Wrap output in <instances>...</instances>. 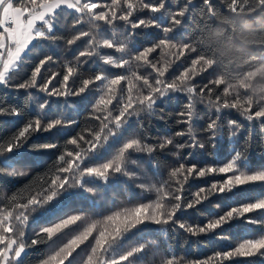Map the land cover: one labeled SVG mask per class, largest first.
I'll list each match as a JSON object with an SVG mask.
<instances>
[{
  "label": "trees",
  "instance_id": "16d2710c",
  "mask_svg": "<svg viewBox=\"0 0 264 264\" xmlns=\"http://www.w3.org/2000/svg\"><path fill=\"white\" fill-rule=\"evenodd\" d=\"M99 2L111 3V0H99ZM144 2L159 4L161 0H144ZM164 2L163 13L153 14L148 9H144L134 14L133 20L137 18L155 19L161 15L164 16V19L158 20L159 27L136 29L129 42L130 51L135 53L138 49L156 44L161 39H169L177 45L187 43L195 51H185L178 59L166 57L172 59L173 63L164 79L171 81L182 72L192 69L196 74L191 83L196 86L198 93L203 89L206 97L213 100L217 97L224 98V89L228 83L218 86L210 83L220 78V69L215 65L205 67L203 62L197 64L193 69V61L200 56L208 58L207 52L211 50L204 48V44L211 38L213 29L227 27L221 22L228 17H236L237 23L241 18L250 17L254 27L264 26V6H259L256 0H247V3L245 0H236V10H231L230 0H164ZM100 10L97 9V11ZM181 10L185 12L183 17H177L181 19V24L174 26L170 33H165L163 29L170 26L169 17ZM57 11L59 15L54 27V34L62 39H58L55 43L42 41L26 56L23 71H19L10 81V86L0 84V106L14 108L22 112L19 117L0 115V144L8 141L28 120L38 118L44 113L49 116L56 113L63 118L75 120L77 123L70 130L53 129L49 132L36 133L27 141L24 148L18 150V155L22 154L21 160L16 158L17 153H6L0 156V168L4 169V172L0 173V209L8 204V200L14 194L22 193L26 198L29 194H34L42 187H46L47 182L56 174V168L62 166L57 163L58 157L73 147L67 145L66 141L72 136H76L77 133H82L87 137L89 130H98L100 122L95 119V116H103V113H97L94 110L95 100L100 94L95 89L99 88L103 82H96L92 86L94 90L88 94L87 99L76 96L49 98L37 90H31L32 95L29 96L28 91L17 90L12 85L26 80L31 70L46 55L53 56L55 62L46 65L45 68L48 69V72L45 73L42 70V73L51 75L58 72L59 76L53 81V84L57 86H59L58 81L65 74L66 65L77 69L73 77L77 81L74 87H78L82 79L94 77L101 72L109 78L128 74L126 69H117L103 63L102 57L105 55H111L117 60L121 55H124L103 47L97 49L99 54L91 59L80 58L87 60L81 65L77 57L81 51L86 50L90 38L83 37L71 46L66 44V40L82 30L92 31V29L87 23L73 26L77 17L74 10ZM98 23L100 24V34L105 38H112L109 33L113 27L118 31V37L125 32L123 22L117 21L113 26L105 25L103 22ZM229 32H232L231 28H229ZM114 42L119 41L117 39ZM255 54L258 58H264V48L256 49ZM162 56H164L163 50L158 49L150 59L159 60ZM251 67L252 65H248L234 70L231 74L232 78L243 82L242 77L248 73V69ZM136 71L146 75L150 70L141 67ZM193 72H190V75ZM69 84L72 85V80ZM206 85L207 87H205ZM120 87H125V84L122 83ZM236 93H239V96L243 98L248 95V89L243 84L238 91H230L227 99L236 98ZM45 99L48 100V106L41 110L38 105ZM189 102L187 93H169L168 96L157 100L151 112L142 111L138 115L132 116L119 137L110 138L109 143L99 151L98 155L85 160L87 166H97L108 162L114 158L126 139L133 136L141 138L142 142L149 145H158L165 138L173 139V145L167 146L163 150H157L154 153H133L131 159L135 163L128 164L127 169L130 173H135L134 176L117 174L107 183L98 182L71 188L57 197L56 201L46 206L50 210L40 209L33 212L24 227L26 241L35 238V233L42 228L54 226L72 215H80L82 219L63 229L52 239L27 248L18 264H40L41 261L54 254L75 235L83 231L88 224L103 221L115 211L153 201L156 194L149 192L146 188L142 189L139 185L168 179L171 169L177 167L179 163L188 166L196 165L198 169L206 166L219 167L228 163L237 152H240L241 160L238 161L240 170L249 174L264 171V120L250 122L236 109L217 111L215 108L209 107L207 103L194 101L196 115L192 119L193 135L195 140L203 144L204 147L186 146L183 149H177L175 147L177 144L188 145L191 143L186 125L178 123L181 119L179 114L185 110ZM113 107H115V101ZM257 107V103L254 102L252 110H257ZM212 121L216 122L214 134L207 129V125ZM230 121H235L239 125V129L231 126ZM181 130H184L186 134L176 136L175 134ZM234 131L235 135H233ZM33 145H56V147L36 149L32 147ZM10 158L13 159L14 166L11 165ZM23 160L27 161L29 165L25 170H20L18 164ZM13 168L27 174L23 176L9 175L8 173ZM234 174L236 173L216 172L208 174L204 178L190 179L185 185L184 196L191 199L192 194L199 188L208 187L213 182H222ZM88 188H91L92 191H87ZM259 199H264V182H250L237 186L231 192L213 195L197 207L184 210L177 215L181 222L188 225L203 226L208 220L225 214L231 208L253 203ZM249 219L264 220V210L248 213L243 218H235L222 229L199 236H193L171 224L163 226L166 231H161V226L146 222L145 225H140L138 229L127 233L121 244L126 248L145 245L143 252L134 258V264H160L161 258H166L169 255H174L181 261V264H192V262L199 261L217 264L214 259L217 253L231 250L245 239H258L264 236V225L247 223L246 221ZM96 234L93 233V237L76 249L70 258L72 264H85ZM65 264L68 262L66 261ZM221 264H264V258L260 255L236 257L230 261H222Z\"/></svg>",
  "mask_w": 264,
  "mask_h": 264
},
{
  "label": "snow or ice",
  "instance_id": "6c2138e0",
  "mask_svg": "<svg viewBox=\"0 0 264 264\" xmlns=\"http://www.w3.org/2000/svg\"><path fill=\"white\" fill-rule=\"evenodd\" d=\"M256 3L259 6H264V0H256ZM229 6L231 10H236V0H230ZM63 9L74 10L77 14L73 26L87 23L92 29V31L82 30L74 37L66 40V44L71 46L83 37L90 38L86 50L81 51L77 57L80 64L87 62V60L80 58L91 59L99 54L97 49L103 47L124 54L118 60L111 55H105L102 57L103 63L117 69H126L128 74L115 75L114 78H109L101 72L94 77L82 79L78 87H74L77 81L73 77L77 69L71 65H66L65 74L58 81L59 86H57L53 84V81L59 76L58 72L51 75L42 73V70L45 73L48 72V69L45 68L46 65L55 62L53 56L46 55L31 70L26 80L12 85L17 90L28 91L29 96L32 95L31 90H37L49 98L76 96L87 99L88 94L94 90L92 86L96 82H103L99 88L95 89L100 94L94 104L95 112L103 113V116H95V119L100 122L98 130H89L87 137L82 133H77L76 136H72L66 141L67 145L73 147L58 157L57 163L62 166L56 168V174L47 182L46 187H42L40 191L34 194H29L26 198L23 197L22 193L14 194L8 200V204L0 209V264H18L27 248L52 239L63 229L82 219L80 215H72L54 226L42 228L35 233V238L26 241L24 239V227L33 212L40 209L50 210L46 206L56 201L57 197L71 188L98 182L107 183L117 174L134 176L135 173H130L127 169L128 164L135 163L131 159L133 153H154L173 145L171 138H165L158 145H149L142 142L141 138L133 136L126 139L114 158L108 162L97 166L85 165V160L98 155L99 151L109 143L110 138L120 136L121 131L132 116L138 115L142 111L151 112L157 100L168 96L169 93H187L190 101L185 110L179 114L181 119L178 123L186 125L191 143L188 145L177 144L175 145L177 149H183L186 146L204 147L203 144L195 140L193 135L192 119L196 115L194 103L196 100L207 103L209 107L215 108L217 111L236 109L250 122L264 120V105L255 102L258 107L257 110L253 111L254 101L248 99L247 96L241 98L239 93H236V98L227 99L230 91H234L230 84L224 89V98L217 97L213 100L204 95L203 89L199 93L197 92L196 86L191 83L196 74L192 69L182 72L171 81L164 79L173 63L172 59L166 57L178 59L185 51H195L189 44L177 45L169 39H161L158 43L138 49L135 53L130 51L129 42L136 29L159 27L158 20L164 19V16L161 15L155 19L137 18L133 20L134 14L144 9H148L153 14L163 13L165 10L164 0H161L159 4H148L144 0H111V3H101L99 0H0V84L10 86V81L15 78L19 71H23L26 56L42 41L55 43L58 39H62L54 34V27L59 15L57 10ZM97 9L101 10L97 11ZM184 14V10H181L170 16V26L164 28V32L170 33L174 26H179L182 21L177 17H183ZM117 21L123 22L125 28L123 34L118 37V31L114 27L109 33L112 38H105L104 35L100 34L98 22L113 26ZM117 39L119 42H114ZM158 49L163 50L164 56L159 60L150 59L151 55ZM201 62L205 67L213 65L211 60L200 56L193 61V69ZM141 67L150 71L146 75L139 74L136 69ZM190 72L193 74L190 75ZM70 80H72L71 86ZM122 83L125 84L123 88L120 87ZM210 83L218 86L226 82L220 77ZM241 86H243V82H241ZM114 101L115 107H113ZM47 106V99L38 105L41 110ZM0 115L19 117L22 112L14 108L9 109L0 106ZM76 123L75 120L63 118L56 113L50 116L44 113L38 118L30 119L8 141L0 144V156L6 153H17L16 158L18 159V150L24 148L27 141L36 133L49 132L53 129L58 131L70 130ZM229 123L237 130L239 129V125L235 121ZM207 129L214 134L216 122H210ZM185 134V131L181 130L175 135L184 136ZM235 134L234 131L233 135ZM32 147L46 149L56 147V145H33ZM240 160L241 154L237 152L233 159L219 167L206 166L198 169L196 165L188 166L179 163L177 167L171 169L168 179L139 185L142 189L146 188L149 192L156 194L153 201L115 211L103 221L88 224L83 231L75 235L47 259L41 261L40 264H65L66 261L68 264H72L70 258L73 253L90 237H93V233L97 234L85 264H134V258L143 252L145 245L126 248L121 244V241L127 233L133 229H138L140 225H145L146 222L161 226V231H166L163 226L171 224L193 236H199L214 233L235 218H243L248 213L264 210V199H259L253 203L231 208L225 214L208 220L203 226L188 225L178 218V213L197 207L213 195L231 192L237 186L246 185L250 182H264V171H256L252 174L242 171L238 167ZM3 172L4 169L0 168V173ZM216 172L236 174L229 176L222 182H213L208 187L199 188L192 194L191 199L184 196L185 185L190 179L204 178L206 175ZM8 174L23 176L27 173L18 172L13 168ZM87 191L91 192L92 189L88 188ZM246 222L264 225V220L249 219ZM254 255H260L264 258V236L258 239H245L235 248L217 253L214 259L217 264H221L222 261H230L236 257L244 258ZM160 264H181V261L174 255H169L166 258L162 257ZM192 264H207V262L199 261L192 262Z\"/></svg>",
  "mask_w": 264,
  "mask_h": 264
},
{
  "label": "clouds",
  "instance_id": "9594fccd",
  "mask_svg": "<svg viewBox=\"0 0 264 264\" xmlns=\"http://www.w3.org/2000/svg\"><path fill=\"white\" fill-rule=\"evenodd\" d=\"M221 23L227 27L213 29L211 38L204 44V48L211 50L207 52V59L220 69V77L237 91L241 82L232 78V72L252 65L242 77L248 89L247 98L264 105V58L255 54L256 49L264 48V26L254 27L250 17L241 18L239 23L236 17H228Z\"/></svg>",
  "mask_w": 264,
  "mask_h": 264
},
{
  "label": "rangeland",
  "instance_id": "374dc122",
  "mask_svg": "<svg viewBox=\"0 0 264 264\" xmlns=\"http://www.w3.org/2000/svg\"><path fill=\"white\" fill-rule=\"evenodd\" d=\"M19 158H20V160H21V158H22V154H21V153H19ZM10 159H11V165L14 166L13 159H12V158H10ZM7 161L10 162V160H8V159H7ZM17 164H18V163H17ZM28 165H29V163H28L27 161H24V160L21 161V162L18 164L20 170H21V169L25 170V168H26Z\"/></svg>",
  "mask_w": 264,
  "mask_h": 264
}]
</instances>
